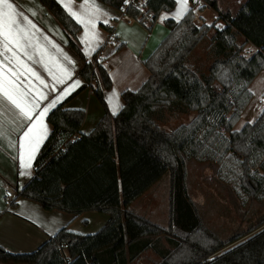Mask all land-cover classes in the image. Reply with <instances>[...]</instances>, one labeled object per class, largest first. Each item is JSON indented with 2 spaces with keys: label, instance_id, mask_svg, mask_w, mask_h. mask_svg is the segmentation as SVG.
I'll list each match as a JSON object with an SVG mask.
<instances>
[{
  "label": "trees",
  "instance_id": "16d2710c",
  "mask_svg": "<svg viewBox=\"0 0 264 264\" xmlns=\"http://www.w3.org/2000/svg\"><path fill=\"white\" fill-rule=\"evenodd\" d=\"M40 1L64 29L67 48L81 63L78 76L83 83L48 115L52 133L35 158L34 177L22 190L17 189L11 207L25 198L49 212L74 216L97 212L109 220L92 235L73 232L66 226L31 253L14 254L0 246V263L134 264L152 252L159 259L156 264H264V217L225 241L204 223L187 188L188 163L208 162L216 146L215 153H221L218 166L232 156L240 159V185L249 203L259 201L264 194V110L253 124L236 130L252 100L249 87L264 72V0H247L235 16L223 14L217 0H205L217 12L222 28L197 26L191 10L179 23L166 20L169 36L145 61L149 79L138 91L122 93L124 107L116 115L105 100L113 82L101 61L104 46L87 60L78 40L81 26L57 0ZM141 1L126 4L124 0H99L124 11L149 32L161 12L172 11L177 5L176 0ZM101 28L114 33L108 26ZM213 30L209 52L214 61L201 76L193 70L190 58ZM249 43L259 51L245 58ZM86 90H91L104 110L89 134L81 132L85 111L67 107ZM174 112L196 115L189 124L168 132L158 122ZM75 135L80 138L71 140ZM154 168L161 174L167 169L170 178L166 225L120 204H98L120 179L130 191L129 198L135 199L136 178L146 174L140 182L146 188L154 179ZM65 247L68 256L63 253Z\"/></svg>",
  "mask_w": 264,
  "mask_h": 264
},
{
  "label": "crops",
  "instance_id": "0c3cea01",
  "mask_svg": "<svg viewBox=\"0 0 264 264\" xmlns=\"http://www.w3.org/2000/svg\"><path fill=\"white\" fill-rule=\"evenodd\" d=\"M57 1L62 5L61 0ZM64 2H66V0H64ZM144 2L145 0L141 1L142 4H144ZM243 2L239 4L238 10L244 4ZM83 3L84 0H74V10L83 12L84 9L80 7V5ZM191 3L198 4L197 0H188L187 7L185 9L186 14L191 10ZM95 6H98L102 11L109 14L108 16L101 18V20L107 19V24H104L103 22L97 23L96 31L99 33V46L96 47L95 51H92L91 45L86 46L82 42L84 39V28L80 24L81 31L78 34V40L87 60H91L93 54L104 46V50L101 52L100 56L104 61L103 66L107 70L113 82L112 89L105 93V100L110 112L113 115H116L124 107V101L121 96L122 93L125 91H138L141 86L149 79L150 72L145 66V61L153 54L157 47L169 36L171 32L166 26L165 21L171 19L176 23H179L186 14L182 19L179 20V22H177V20L173 18L175 17V9L172 11H163L160 13L156 24L152 28V31L149 32L146 27L142 26L137 21L132 20L129 22V17L124 11H117L99 2V0H88L87 7ZM17 7L18 10L24 11L25 14L29 16L33 23H35L44 34L48 35L52 40L60 44V46L64 49V52L67 53L73 61L72 64L68 65L72 69V80H69L67 83L71 84L74 80L78 79L80 84L76 85V87L71 90L69 94L71 95L83 83L81 78L78 76L81 63L67 48V35L64 29L54 19V17L49 14L40 0H21ZM218 7L221 11V6L218 5ZM208 8L198 11V8L196 7L193 13L197 15V18H203V15L209 11ZM32 13H35V15H32ZM215 15L217 16L218 14L215 13ZM149 24V20L146 21V26ZM208 24L209 23H207V25ZM101 25L112 28L114 33H108L103 28H101ZM90 38L93 40L95 39L91 36ZM121 45L122 47H120ZM52 51L55 50L53 49ZM258 51L259 48L249 43L245 46L244 54L246 58H250ZM6 55L11 54L6 53ZM33 67H35L36 70L40 72V74L50 85L52 84L51 77L48 76L41 66L33 65ZM66 86L67 85H58L57 87L63 88ZM249 91L252 94V100L242 113L241 120L236 126V130L238 131L241 130L247 123L251 122L250 124H253L264 110V105L259 104L260 100L264 101V72L253 81L249 87ZM57 94L58 93H51L49 95V100L54 98V96ZM69 95H67L66 98ZM66 98H64L62 102ZM46 103H48V101L44 102V104ZM43 106L44 105L42 104L41 107ZM113 106L116 107L115 114L112 111ZM67 107L69 109H82L85 111L86 118L81 128V132L83 134H89L97 126L104 115V110L101 104L93 95L91 90L84 91L82 94L68 103ZM50 112L46 114L45 117V124L49 130L47 139L53 130V127L48 123L47 120ZM242 121H244L243 125L241 128H239V124ZM27 126L28 123L19 116L18 109H15L14 106L10 105L7 101L0 103V246L8 252L14 254H26L36 251L46 241H48L49 238L55 236V234L60 229L66 226H68L73 232L84 235H92L100 231V229H102L109 220V216L97 218V216H91L94 215L93 212H89L91 214H89L90 217L88 219L90 220V218H94V228L97 231H82L78 226H81V221L82 223L83 221L88 223L87 218L82 220L86 216V213L82 214L81 216H74L61 211L49 212L44 210L40 204L25 198H19L16 201V207L7 205L4 199L5 189L8 186H14L16 189L22 190L35 175L33 168L35 159L32 162V167L28 170L30 175H21L24 169L21 167L19 159L20 138L22 136L23 130ZM46 140L42 142L40 149ZM128 175L126 177H128ZM146 176V174H143L141 177L136 178L137 182L135 187V199L129 198L130 191L127 186L123 185V182L120 179L117 184L109 189L98 200V204H120L123 209H133L136 212L138 211L141 216H144L150 220L152 219L153 221L155 218L151 216V214L154 215L153 213H148L145 215L144 212H140L136 207L138 201H140V199L146 195V189H143L145 187H142V183H140L146 178ZM161 205L162 207L160 213L162 217L163 201ZM65 254L68 256L67 252H65ZM134 264H144V262L141 259Z\"/></svg>",
  "mask_w": 264,
  "mask_h": 264
},
{
  "label": "snow or ice",
  "instance_id": "6c2138e0",
  "mask_svg": "<svg viewBox=\"0 0 264 264\" xmlns=\"http://www.w3.org/2000/svg\"><path fill=\"white\" fill-rule=\"evenodd\" d=\"M61 2L68 15L83 26L82 42L86 46L91 45V50L95 51L100 43L97 23L107 24L108 20L101 18L109 14L98 6L87 7L88 0L80 5L83 12L74 10V0ZM124 2L127 4L129 0ZM177 3L181 7L173 18L179 22L186 14L188 0H177ZM72 63L60 44L44 34L24 11L18 10L12 0H0V103L7 101L19 110V116L28 123L20 138L19 159L24 169L21 175H30L28 170L32 167L42 142L47 139L49 130L45 124L46 114L55 109L80 84L78 79L71 84L67 83L72 80V69L68 66ZM33 65L44 69L52 79L51 85ZM58 85L67 86L58 88ZM51 93L58 94L49 100ZM45 101L48 103L44 104ZM112 111L116 113L115 106Z\"/></svg>",
  "mask_w": 264,
  "mask_h": 264
},
{
  "label": "rangeland",
  "instance_id": "374dc122",
  "mask_svg": "<svg viewBox=\"0 0 264 264\" xmlns=\"http://www.w3.org/2000/svg\"><path fill=\"white\" fill-rule=\"evenodd\" d=\"M246 1L247 0H217L218 5L221 6V12L223 14L229 13L232 16L237 14L236 12L238 11L239 4L241 2L245 3ZM197 3L198 4L191 3V6H193L194 9L197 7L198 11L204 10L209 6L205 0H197ZM180 7L181 6L179 4L176 5L174 8L175 14ZM194 9H191V11L194 12ZM208 10L209 11L203 15V18H199V21L196 20L195 22L194 19V23H196L199 27L203 24L207 25V23H209L208 26L214 24L215 28H222L223 22L218 21L217 19L219 16L215 15L217 12L212 8H208ZM142 11L146 12L144 8H142ZM214 33L215 31L213 30L208 34V37L195 49L190 58V64L193 70L201 76L208 73L209 68L214 61L212 53L209 52L210 39ZM241 42L242 39H240V43ZM101 61L104 64L102 57ZM195 115L196 114L194 113H167L166 119L163 122H158V125L162 129L172 132L181 125L189 124ZM243 122L244 121L239 124V128L242 127ZM224 136L227 137L228 135L224 134ZM216 149L217 147L215 146L210 155H208V162L191 161L188 163L187 188L190 198L195 202L200 210L204 223L210 229L216 231L223 240L230 241L235 233H243L251 225L257 223L258 220L264 217V194L260 195L259 201L255 200L249 203V200L247 199L248 196L245 192H243L240 185V159L232 156L229 158L230 160L228 162L224 161L221 166H218L217 160L221 153L216 154ZM214 154L216 155L215 160L209 161ZM142 166L136 169L134 176H137L140 172L139 169H142ZM258 172L261 174V171L258 170ZM169 180L170 178L167 173V169H165V171L161 174L158 169L154 168V179L145 188V197L138 201L136 204L137 206L135 205L139 211L144 212L145 215L153 213L154 215L151 214L153 218L155 217L153 221L156 220L155 222L158 224L163 223L166 225L169 219ZM162 201L163 216L161 217L160 210L162 207ZM89 214L91 213L87 212L86 216L82 220L85 218L88 219L90 217ZM93 214L94 215L91 216H97V218L107 216L101 213L93 212ZM93 219L94 218H90V220L88 219V223H85L84 221L82 223L81 221V226H78L79 229L82 231H97L94 228L95 221ZM213 257L214 256L208 258L205 262L211 261ZM142 261L144 264H156L159 259L155 254L150 252L144 256Z\"/></svg>",
  "mask_w": 264,
  "mask_h": 264
},
{
  "label": "built area",
  "instance_id": "2783aa9c",
  "mask_svg": "<svg viewBox=\"0 0 264 264\" xmlns=\"http://www.w3.org/2000/svg\"><path fill=\"white\" fill-rule=\"evenodd\" d=\"M21 0H13V2L18 6L19 3H20ZM191 9H194L193 6H191ZM195 15V20L199 21V18H197V15ZM132 18L129 17L128 21L131 22ZM259 104L260 105H264V101L263 100H260L259 101ZM80 137L75 135L73 136V138L71 140H77L79 139ZM63 152L66 151V148H63L62 149ZM16 196H17V189L14 187V186H8L6 189H5V196H4V199H5V202L7 203V205L11 206L12 203L15 201L16 199ZM66 252V247L63 249V253L65 254ZM66 255V254H65Z\"/></svg>",
  "mask_w": 264,
  "mask_h": 264
}]
</instances>
